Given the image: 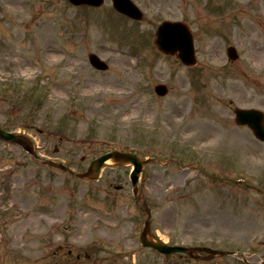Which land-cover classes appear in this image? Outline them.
Returning a JSON list of instances; mask_svg holds the SVG:
<instances>
[{
	"label": "rangeland",
	"instance_id": "1",
	"mask_svg": "<svg viewBox=\"0 0 264 264\" xmlns=\"http://www.w3.org/2000/svg\"><path fill=\"white\" fill-rule=\"evenodd\" d=\"M132 1L141 22L112 0H0V127L79 172L112 151L151 159L139 186L163 242L264 264V142L234 121L264 112V0ZM164 21L190 28L197 66L157 49ZM131 170L79 180L0 141V264H247L143 247Z\"/></svg>",
	"mask_w": 264,
	"mask_h": 264
},
{
	"label": "water",
	"instance_id": "2",
	"mask_svg": "<svg viewBox=\"0 0 264 264\" xmlns=\"http://www.w3.org/2000/svg\"><path fill=\"white\" fill-rule=\"evenodd\" d=\"M70 1L75 5H90L95 7H100L104 2V0ZM113 2L115 8L119 12L135 20H143V13L131 0H113ZM155 43L161 52L166 55H177L178 58L186 66H195L197 64L194 37L191 30L186 24L182 22H164L157 29ZM227 53L230 60L235 61L239 58V54L234 47L228 48ZM90 61L91 64L97 69H108V66L95 54L90 55ZM155 91L159 96L163 97L168 94L169 89L165 85H158L156 86ZM235 113L236 123L238 125L249 126V128H251L254 132L255 136L259 140L264 141V113L262 111L255 109H236ZM0 140L17 144L23 147L27 152H29L45 165L69 172L80 179L98 180L102 170L105 167L125 165L134 166L135 170L131 175V180L134 187L136 202L141 210L146 214L145 226L141 235V242L147 248L155 249L160 253L166 255L174 253H188L193 258H203L197 253L206 252L209 254V256L204 257V259H212L218 256L225 255L241 254L237 252L212 250L210 248H188L183 246H170L163 243L152 231V211L145 201L144 197L140 195L138 186L140 175L144 168V165L146 164V161H143L141 158L132 153H122L118 151L108 153L100 157L98 160L94 161L87 172L79 173L62 163L54 162L52 160L40 157L35 150L34 143L29 138L23 135L9 133L0 128ZM110 161L113 163L109 164ZM241 255L243 256V254Z\"/></svg>",
	"mask_w": 264,
	"mask_h": 264
},
{
	"label": "flooded vegetation",
	"instance_id": "3",
	"mask_svg": "<svg viewBox=\"0 0 264 264\" xmlns=\"http://www.w3.org/2000/svg\"><path fill=\"white\" fill-rule=\"evenodd\" d=\"M70 253H72V252L70 251ZM70 253H69V254H70ZM70 255H71V254H70Z\"/></svg>",
	"mask_w": 264,
	"mask_h": 264
}]
</instances>
